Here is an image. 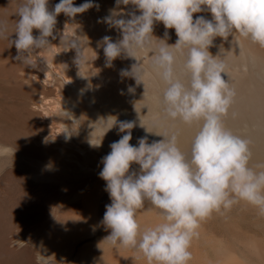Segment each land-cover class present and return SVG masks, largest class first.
<instances>
[{
  "label": "clouds",
  "instance_id": "9594fccd",
  "mask_svg": "<svg viewBox=\"0 0 264 264\" xmlns=\"http://www.w3.org/2000/svg\"><path fill=\"white\" fill-rule=\"evenodd\" d=\"M49 0H23L16 15L17 38L11 44L17 49L16 59L24 66L35 68L32 58L52 45L57 16L61 13L74 18L94 5L91 0L74 6L73 0H60L54 11ZM117 7L135 5L140 15L120 18L121 13L110 10L104 22L122 31V39L113 42L105 36L103 46L107 66L123 55L137 63L131 70L121 71L122 77L143 84L149 72L137 56L151 53V71L165 85L162 105L165 119L187 126L197 125L190 153L178 145L173 132L158 142L141 138L132 146L134 121L119 123L126 134L111 144V152L102 159L100 178L106 181L111 204L106 206L102 223L110 229L105 241L113 246L133 248L142 253L148 264H189L192 242L199 237L201 222L214 212L231 210L244 201L264 215V170L250 166V141L234 134L224 123L230 113L236 90L222 74L226 62L209 51L217 37L227 40L238 35L264 48V0H116ZM212 19L194 14L204 10ZM155 22L166 29H175L178 40L168 44L153 35ZM38 30V37L33 30ZM8 26L0 21V38L8 39ZM62 45L74 49V63L79 69L86 64L85 48L77 38ZM222 49V47H221ZM178 62L181 73L178 74ZM81 76V75H80ZM145 87V85H144ZM146 89V87H145ZM129 92L135 89L129 86ZM146 92V91H145ZM148 131V130H147ZM92 146H99L92 139ZM138 164L140 173L130 172ZM264 169V164L257 165ZM149 203L158 209L161 222L142 228L138 210Z\"/></svg>",
  "mask_w": 264,
  "mask_h": 264
},
{
  "label": "bare ground",
  "instance_id": "6f19581e",
  "mask_svg": "<svg viewBox=\"0 0 264 264\" xmlns=\"http://www.w3.org/2000/svg\"><path fill=\"white\" fill-rule=\"evenodd\" d=\"M73 2L74 6H79L87 0ZM91 2L99 7H93L74 18L62 13L61 27L56 30L58 35L64 36L67 40L77 37L84 46L87 62L80 70L81 76L74 63L76 57L74 49H69L67 46L59 48L50 42L52 47L46 51L53 56L63 52L71 58L70 64L69 62L68 65L61 63L57 74L62 81L58 84L59 87L55 84V88L51 90L62 97L61 102L56 101V106L66 119L65 122L56 121L65 130L64 140L77 141L80 168L87 177L84 181L86 188L79 193H82L83 222L88 226L89 231L93 230L98 218L96 215L98 202L104 198L105 212L106 206L112 202L106 191V181L101 179L99 174L103 168L102 159L111 152V144L126 134L120 131V122H135L136 126L131 130L130 144L132 146H138L141 138L146 137L151 144L175 132L178 135V145L185 153H190L191 143L197 131V125L187 126L165 119L162 105L165 85L151 71V53H142L137 56L149 72L143 81L146 89L143 84L137 85L133 78L121 76L122 70L130 71L132 65L137 63L134 58L122 54L121 57L112 61L110 67L107 66L103 46H98V42H101L105 36L117 42L122 39V31L104 22V17L110 15V10H115L121 13L120 18L130 19L132 13L141 14L136 6L120 4L117 7L116 0H91ZM199 16L208 20L212 19L211 13L206 9L194 14V20ZM166 31L169 36L167 43L175 44L178 40L175 29H166L162 22L154 23L153 35L156 38L163 39ZM209 51L213 56L219 55V58L225 60L227 74H222L223 78L226 81L229 78L230 85L237 93L224 123L234 134L251 142L250 166L257 171L264 170L257 168V165L264 164V48L237 35L235 39L229 36L227 40L217 37ZM41 60L38 58L39 62ZM53 61L47 57L45 63L53 67L55 64ZM50 70L49 73H51ZM177 71L178 74L181 73L180 62H178ZM34 72L36 80L40 81L44 78L43 72ZM51 74L47 73V77ZM129 86L135 91L129 92ZM67 96L74 101L66 99ZM91 139L96 144H101L92 146ZM7 149L4 147L5 152ZM130 172L139 174L140 166L133 164ZM137 218L142 228L152 227L161 222L159 210L147 202L144 208L138 210ZM110 232V229L105 228L102 235L103 241ZM102 248L114 250L111 264H140L143 259H146L136 249L113 246L107 241L102 243ZM190 251L192 260L189 264H264V215L259 213L257 207L244 201L234 205L231 210L214 212L201 222L199 237L193 240Z\"/></svg>",
  "mask_w": 264,
  "mask_h": 264
},
{
  "label": "rangeland",
  "instance_id": "374dc122",
  "mask_svg": "<svg viewBox=\"0 0 264 264\" xmlns=\"http://www.w3.org/2000/svg\"><path fill=\"white\" fill-rule=\"evenodd\" d=\"M22 2L0 0V21L8 26V39L0 38V264H111L114 250L102 248L106 203L104 198L98 202V218L89 231L79 193L85 190L87 177L80 168L77 141L64 140L65 130L58 123L66 119L56 106L62 97L51 90L62 81L57 74L61 63L68 65L71 58L63 52L54 54L55 58L39 50L42 55L32 58L33 64H39L36 68L16 59L11 40L17 38L16 13ZM58 3L49 0V10L54 11ZM61 14L55 39L49 37V41L64 48L63 36L56 33ZM33 35L40 33L34 29ZM47 57L55 61L53 67L46 65ZM34 71L43 72L44 78L36 80Z\"/></svg>",
  "mask_w": 264,
  "mask_h": 264
}]
</instances>
